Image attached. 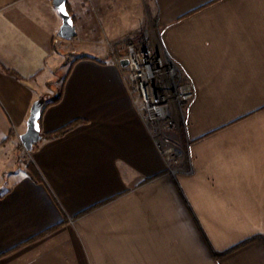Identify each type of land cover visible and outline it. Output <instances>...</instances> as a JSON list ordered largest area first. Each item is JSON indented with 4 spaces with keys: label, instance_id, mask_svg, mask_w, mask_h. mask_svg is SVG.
Segmentation results:
<instances>
[{
    "label": "crops",
    "instance_id": "crops-1",
    "mask_svg": "<svg viewBox=\"0 0 264 264\" xmlns=\"http://www.w3.org/2000/svg\"><path fill=\"white\" fill-rule=\"evenodd\" d=\"M152 2L192 91L173 169L110 53L127 26L66 0L65 39L53 0H0V264H264V0ZM72 53L41 134L78 123L35 144L37 179L19 137Z\"/></svg>",
    "mask_w": 264,
    "mask_h": 264
},
{
    "label": "built area",
    "instance_id": "built-area-1",
    "mask_svg": "<svg viewBox=\"0 0 264 264\" xmlns=\"http://www.w3.org/2000/svg\"><path fill=\"white\" fill-rule=\"evenodd\" d=\"M127 60L123 66L121 61ZM137 111L149 127L155 142L169 166L178 162L179 149L166 138H159V123L180 111L182 102L192 91L182 84L177 68L164 54L154 52L147 44L129 43L125 53L114 57Z\"/></svg>",
    "mask_w": 264,
    "mask_h": 264
},
{
    "label": "rangeland",
    "instance_id": "rangeland-1",
    "mask_svg": "<svg viewBox=\"0 0 264 264\" xmlns=\"http://www.w3.org/2000/svg\"><path fill=\"white\" fill-rule=\"evenodd\" d=\"M79 2L84 4L87 3L94 8L96 14L100 16L96 18L97 26L105 23L107 24L106 27L111 26V29L117 30L119 28L123 29L127 26L128 34L126 37L122 42L113 46L110 51L113 57L122 55L123 51V53H125L126 47L129 43L138 42L139 45L147 44L149 47L157 46L159 43V34L155 25L156 10L152 0H79ZM104 11L106 14L105 16H107L109 14L108 11H110L112 15L111 18H102ZM118 53L120 55H116ZM75 56L76 55L72 53L71 56H69V59H67L68 57L66 55V64L59 68L58 81L53 84L54 88L51 89L48 96H52L58 91L61 86L62 77L68 69L67 63ZM50 86L51 84H49V87ZM187 101L181 103L179 112L176 111L170 118L158 124L159 130L157 131L156 136L159 138H166L178 147V161L182 155V146L180 145L183 129L182 109ZM30 153L31 151H26L20 142L17 146V162H19L20 165L27 167ZM177 163H174L173 166L170 165L169 167L173 169Z\"/></svg>",
    "mask_w": 264,
    "mask_h": 264
},
{
    "label": "water",
    "instance_id": "water-1",
    "mask_svg": "<svg viewBox=\"0 0 264 264\" xmlns=\"http://www.w3.org/2000/svg\"><path fill=\"white\" fill-rule=\"evenodd\" d=\"M53 5L62 20L61 26L58 30V35L65 39L72 38L75 34V26L73 23V19L67 10L66 0H53ZM61 5H63L65 9L64 12H61L59 10ZM121 64L125 66L127 64V60L123 59L121 61ZM44 100L45 97L42 96L33 102L30 108L26 130L19 137V140L26 151H32L34 145L41 140L42 136L39 120L41 117V110Z\"/></svg>",
    "mask_w": 264,
    "mask_h": 264
},
{
    "label": "trees",
    "instance_id": "trees-1",
    "mask_svg": "<svg viewBox=\"0 0 264 264\" xmlns=\"http://www.w3.org/2000/svg\"><path fill=\"white\" fill-rule=\"evenodd\" d=\"M67 10L70 13V10L68 9V7H67ZM116 55H120V54L118 53ZM69 71H70V67L67 70L66 76L69 74ZM61 91H62V85L60 86V88L58 89V91L55 94H53L52 96L51 95L44 96L45 97V100H44V103H43V106H42L41 115H42L43 110L48 105L55 104V103H57V102L60 101V99H61V93H62ZM40 119H41V117H40ZM77 123L78 122H72V123H70V124H68V125L60 128V129L54 131V132L42 133L41 134V136H42L41 137V140L42 139H53V138L62 136L67 131H69L70 129H72ZM39 124H40V120H39ZM33 149H34V147H33ZM26 169H27V172L29 173V175H31L32 177L37 178V179L40 178L39 173H38V170L36 169V167L34 166V164L31 161L28 162Z\"/></svg>",
    "mask_w": 264,
    "mask_h": 264
},
{
    "label": "snow or ice",
    "instance_id": "snow-or-ice-1",
    "mask_svg": "<svg viewBox=\"0 0 264 264\" xmlns=\"http://www.w3.org/2000/svg\"><path fill=\"white\" fill-rule=\"evenodd\" d=\"M59 10H60L61 12H64V11H65L63 5L60 6V9H59ZM69 23H70V21H69Z\"/></svg>",
    "mask_w": 264,
    "mask_h": 264
}]
</instances>
